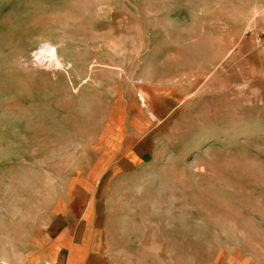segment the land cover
Segmentation results:
<instances>
[{"label": "rangeland", "instance_id": "rangeland-1", "mask_svg": "<svg viewBox=\"0 0 264 264\" xmlns=\"http://www.w3.org/2000/svg\"><path fill=\"white\" fill-rule=\"evenodd\" d=\"M261 7L0 0V264L79 178L110 264H264V102L214 85Z\"/></svg>", "mask_w": 264, "mask_h": 264}, {"label": "crops", "instance_id": "crops-1", "mask_svg": "<svg viewBox=\"0 0 264 264\" xmlns=\"http://www.w3.org/2000/svg\"><path fill=\"white\" fill-rule=\"evenodd\" d=\"M261 11V12H260ZM262 7L255 16L257 29L264 26ZM222 93L234 96L244 103L264 102V42L255 44L251 37H243L228 54L221 75L214 80ZM137 161V158L131 160ZM70 194L92 189L87 179L75 180ZM71 184V185H72ZM81 197L73 207L70 199L58 201L53 211L54 217L39 234V239L24 257V264H110L107 253L99 244L98 232L89 228L91 218L90 202ZM71 198V197H70ZM93 210V209H92Z\"/></svg>", "mask_w": 264, "mask_h": 264}, {"label": "bare ground", "instance_id": "bare-ground-1", "mask_svg": "<svg viewBox=\"0 0 264 264\" xmlns=\"http://www.w3.org/2000/svg\"><path fill=\"white\" fill-rule=\"evenodd\" d=\"M35 59H36V61H39L40 63H47L49 66H55V67L61 66V61L59 60L58 55H57V48H54V47L46 46L45 48H42L38 54H35ZM25 98H27V95H24L22 99H25ZM119 115H115L113 113V122H121ZM110 134H111V132H110ZM73 185L74 184H72L71 186H73ZM80 198H82L80 190L76 191L74 197H73V193H72L71 198H70L71 208H74L73 207V201L76 203V201H79ZM85 200H87V199L85 198ZM90 208L91 207H89V209ZM97 211H98V215H99L98 216V222H100L99 221L100 213H101L100 208H97ZM40 232L41 231H37L36 234L39 235Z\"/></svg>", "mask_w": 264, "mask_h": 264}, {"label": "built area", "instance_id": "built-area-1", "mask_svg": "<svg viewBox=\"0 0 264 264\" xmlns=\"http://www.w3.org/2000/svg\"><path fill=\"white\" fill-rule=\"evenodd\" d=\"M254 18L245 30V36L251 37L255 44H262L264 42V26L257 29ZM262 19L264 20V7L262 11Z\"/></svg>", "mask_w": 264, "mask_h": 264}]
</instances>
